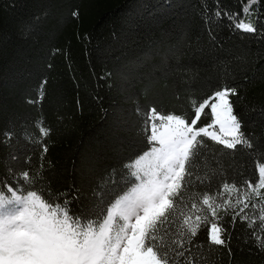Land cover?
<instances>
[{"label": "trees", "instance_id": "1", "mask_svg": "<svg viewBox=\"0 0 264 264\" xmlns=\"http://www.w3.org/2000/svg\"><path fill=\"white\" fill-rule=\"evenodd\" d=\"M246 3L0 0V178L22 194L29 184L21 173L39 174L33 182L39 190L57 202L66 198L76 214L87 212L133 184L126 165L149 147L143 130L148 109L194 115L193 100L199 104L223 87L235 88V112L253 146L230 150L204 138L194 166L198 179L185 193V203L195 201L197 214L208 217L195 238L204 247L193 254L204 257L201 264H264L252 237L253 231L264 235L261 208L252 207L264 190L259 198L251 194L240 212L244 204L235 201L242 193L222 188L225 182L238 188L255 183L264 163V0H258L255 33L236 29L229 19L243 18ZM211 119L202 115L197 127ZM41 128L50 131L43 135ZM205 192L214 204L231 203L212 217L201 203ZM176 221L182 231L179 216ZM213 222L228 229L227 248L208 245ZM158 235L169 239L163 227Z\"/></svg>", "mask_w": 264, "mask_h": 264}, {"label": "snow or ice", "instance_id": "2", "mask_svg": "<svg viewBox=\"0 0 264 264\" xmlns=\"http://www.w3.org/2000/svg\"><path fill=\"white\" fill-rule=\"evenodd\" d=\"M257 3L258 0H247L242 8L245 18L229 14L236 29L257 31L251 22L252 6ZM216 15L220 16V11ZM238 95L235 88L223 87L199 104L193 100L194 115L162 107L148 109L143 130L149 147L126 165L134 169L130 175L135 181L123 194L87 212L76 214L66 198L57 202L59 197L39 190V185L33 184L39 174L32 177L29 171L21 173L29 184L22 194H18L19 187L13 188L0 178V264H201L204 257L194 255L193 249L204 247L195 238L208 217L197 214L201 208L195 201L185 203V193L191 189L192 181L198 179L194 166L201 156L205 137L230 150L237 146L252 148V137L243 131V120L235 112L231 99ZM202 115L212 119L197 127ZM217 125L218 131H210ZM40 131L47 135L50 130ZM4 135L8 139L11 134ZM47 151V146H43V152ZM257 168L255 183L247 180L240 188L235 183L222 185L223 189L242 193L241 199L235 201L244 204L240 212L249 207L251 194L259 198L264 190V163ZM214 199L207 192L201 197L202 205L207 206L212 217H216L217 208L231 203L226 199L222 204H214L211 202ZM258 206L259 219L264 222V199L252 205ZM184 208L191 214L186 215ZM238 215H232V224ZM177 216L182 231L176 229ZM247 219L241 217L242 221ZM217 220L222 221L223 217ZM254 223L249 222L248 227L252 228ZM161 227L169 235L167 241L158 235ZM260 230L264 231V223ZM252 237L257 249L264 251V235L253 231ZM229 240L223 223L210 224L208 245L227 248ZM228 253L231 256L230 248Z\"/></svg>", "mask_w": 264, "mask_h": 264}, {"label": "rangeland", "instance_id": "3", "mask_svg": "<svg viewBox=\"0 0 264 264\" xmlns=\"http://www.w3.org/2000/svg\"><path fill=\"white\" fill-rule=\"evenodd\" d=\"M257 6H258V3L257 4H254L253 6H252V16H251V22L255 25V27H256V20H257ZM243 18H245L244 17V15H243ZM246 22H247V18H246ZM218 128H219V126L217 125V126H215V129H210V131L211 130H216V131H218ZM225 138H227V137H225ZM132 171H134V169H132ZM135 179V178H134ZM135 181V180H134ZM132 186V185H131ZM130 186V187H131Z\"/></svg>", "mask_w": 264, "mask_h": 264}]
</instances>
